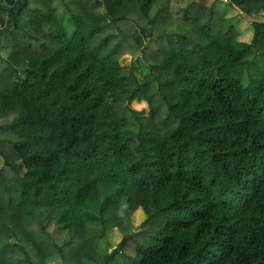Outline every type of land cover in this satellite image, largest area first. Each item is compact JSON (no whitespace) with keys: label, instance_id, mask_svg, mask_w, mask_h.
Segmentation results:
<instances>
[{"label":"trees","instance_id":"trees-1","mask_svg":"<svg viewBox=\"0 0 264 264\" xmlns=\"http://www.w3.org/2000/svg\"><path fill=\"white\" fill-rule=\"evenodd\" d=\"M0 157V264H264V0H0Z\"/></svg>","mask_w":264,"mask_h":264},{"label":"rangeland","instance_id":"rangeland-1","mask_svg":"<svg viewBox=\"0 0 264 264\" xmlns=\"http://www.w3.org/2000/svg\"><path fill=\"white\" fill-rule=\"evenodd\" d=\"M239 17L238 19L234 22L235 28L238 32L239 39L241 41H247L250 39L252 32L250 28V17L243 15L242 13H238ZM63 23L66 25L68 29H71V21L69 18L66 16L63 20ZM122 63L128 62V57H124L122 60ZM144 67H142L140 64L137 65L134 69V73L136 77L141 80L142 79V73L144 72ZM2 165V159L0 157V166ZM142 219H133L132 221L135 224H138ZM107 237L110 242L111 248L117 245L121 241L122 238V233L118 229H112L108 232Z\"/></svg>","mask_w":264,"mask_h":264}]
</instances>
